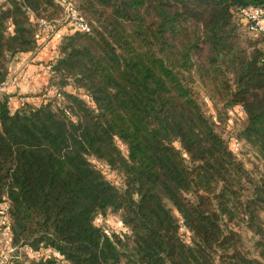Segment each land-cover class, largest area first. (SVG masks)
I'll use <instances>...</instances> for the list:
<instances>
[{
	"label": "trees",
	"instance_id": "16d2710c",
	"mask_svg": "<svg viewBox=\"0 0 264 264\" xmlns=\"http://www.w3.org/2000/svg\"><path fill=\"white\" fill-rule=\"evenodd\" d=\"M73 2L91 30L63 25L39 94L52 96L11 112L0 91V206L13 245L63 256L32 264H264V36L243 37L239 17L264 0ZM62 18L57 0H0V87L18 55L42 47L38 22L55 31ZM238 106L234 140L261 172L214 119ZM111 215L121 230L109 236L97 219Z\"/></svg>",
	"mask_w": 264,
	"mask_h": 264
},
{
	"label": "built area",
	"instance_id": "2783aa9c",
	"mask_svg": "<svg viewBox=\"0 0 264 264\" xmlns=\"http://www.w3.org/2000/svg\"><path fill=\"white\" fill-rule=\"evenodd\" d=\"M57 3L63 9V18L60 23L67 25L72 31L85 32V33L90 32L91 30L90 25L82 16L80 11L75 7L73 0H57ZM239 17L241 23L250 34L264 36V10L262 8L254 7V6L242 8L239 10ZM38 23L44 35L52 34L53 31L52 25H50L49 23L43 20H40ZM47 70L50 72V65L47 66ZM1 89L2 87H0V91ZM53 93H54L53 90L46 93L44 96H42L39 99L38 102H40L42 98L49 99ZM26 100L28 99L22 98V102ZM237 109L240 112V114H243L242 107L238 106ZM241 147L242 145L240 142L236 140L231 142V149L233 150L234 153L239 152ZM97 224L102 227L103 225L102 217H98ZM11 227H12V222L8 214V205L2 204L0 206V239L4 245V248L7 249L10 259L17 261L20 259V257L16 254V251L18 249L17 246L13 245ZM102 228L104 229L106 234L110 236L111 231L104 227ZM180 231L183 233H188V229L182 220L180 221ZM26 248H27V253L29 255L31 254L32 256L35 255L39 256L41 253L43 254L42 251H44L47 254V256L52 257L56 261L58 262L63 261V256L55 250L49 249V250L35 251L30 247H26ZM18 263L12 262L11 264H18Z\"/></svg>",
	"mask_w": 264,
	"mask_h": 264
},
{
	"label": "rangeland",
	"instance_id": "374dc122",
	"mask_svg": "<svg viewBox=\"0 0 264 264\" xmlns=\"http://www.w3.org/2000/svg\"><path fill=\"white\" fill-rule=\"evenodd\" d=\"M62 25H64L63 23H60ZM241 33L243 35V37H253L252 34H250L243 26L241 27ZM50 35L46 34L41 41V43L45 42V40L49 37ZM61 42V41H60ZM60 44V43H59ZM59 46V45H58ZM58 46H56V50L58 49ZM12 63V62H11ZM11 65V64H10ZM48 66V65H47ZM40 93L36 94L35 96H32L31 98H29V100L24 101L23 103H31V102H38L39 99L41 98V95H39ZM21 98L27 99L24 95L21 96ZM205 110L208 112V114H212L215 115L216 113V108L213 107V105L206 100V104H205ZM215 120H217V122L220 123V132L224 135L225 139L228 140V142H233L235 139V135H237L239 133V130L242 126V118L240 117V112L238 111V109L236 110H230L227 115H222L221 116V120L218 119V117L214 118ZM120 148L125 151V147L119 143ZM236 156L242 160V162L245 164V166L249 169V170H254L256 172H261L263 170V165L260 162V160L258 159L257 155L255 154V152L248 146H242L240 151L236 153ZM97 168H100L102 170V172L104 173V175L106 176V178L114 185L121 187L122 186V178L120 177V175L118 173H116L115 171H112L106 167H104L103 165L97 163L95 164ZM102 227L110 230V231H116V232H120L121 230V225L120 222L118 220L117 216H108L107 218H105L103 220V225ZM242 237L244 240V243L246 244V246L248 247H252L253 241H254V235L249 232L248 230H244L242 231ZM27 246H23V247H18L17 246V251L16 254L20 257L19 260H12L9 257V254L7 252V249L4 248V245L0 239V264H11L12 262L14 263H18V264H32L31 261H35L38 260L42 257V255L47 256V254L43 252V254L41 253L39 256L35 255L32 256L31 254L29 255L27 253Z\"/></svg>",
	"mask_w": 264,
	"mask_h": 264
},
{
	"label": "crops",
	"instance_id": "0c3cea01",
	"mask_svg": "<svg viewBox=\"0 0 264 264\" xmlns=\"http://www.w3.org/2000/svg\"><path fill=\"white\" fill-rule=\"evenodd\" d=\"M67 32L66 27L59 25L40 49L34 53L20 54L12 61L8 80L1 89L3 94L9 96L11 112L23 106L22 95L29 100L49 84L50 72L47 65L56 57V46Z\"/></svg>",
	"mask_w": 264,
	"mask_h": 264
}]
</instances>
